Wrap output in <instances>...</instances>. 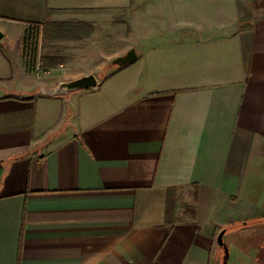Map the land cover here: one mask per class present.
I'll use <instances>...</instances> for the list:
<instances>
[{
	"label": "crops",
	"instance_id": "1",
	"mask_svg": "<svg viewBox=\"0 0 264 264\" xmlns=\"http://www.w3.org/2000/svg\"><path fill=\"white\" fill-rule=\"evenodd\" d=\"M70 18L137 59L47 96L21 40ZM0 30V264H262L264 0H0Z\"/></svg>",
	"mask_w": 264,
	"mask_h": 264
},
{
	"label": "rangeland",
	"instance_id": "2",
	"mask_svg": "<svg viewBox=\"0 0 264 264\" xmlns=\"http://www.w3.org/2000/svg\"><path fill=\"white\" fill-rule=\"evenodd\" d=\"M93 29V26L90 28L86 23L71 18L64 22L46 24L39 32V41L36 45L33 43L31 45L27 41L32 35V29L27 30L20 45L28 54L22 58V67L36 79L52 78L66 81L89 73L95 74L100 80L109 77L123 66L112 63L115 56L87 54L94 51L88 48L90 43H93V40L88 39ZM18 45L15 46L17 49ZM34 51L35 56H32L31 53ZM90 69L96 71H89ZM263 229L264 226L259 231L262 239ZM259 260L264 264V256H260Z\"/></svg>",
	"mask_w": 264,
	"mask_h": 264
},
{
	"label": "water",
	"instance_id": "3",
	"mask_svg": "<svg viewBox=\"0 0 264 264\" xmlns=\"http://www.w3.org/2000/svg\"><path fill=\"white\" fill-rule=\"evenodd\" d=\"M4 37V33L0 30V40ZM135 50L131 49L126 54L122 56H118L113 59L112 63L117 66H123L128 63H131L137 59V55L135 54ZM99 78L93 73L85 74L70 80L61 81L57 83L56 86L50 88H42V92L47 96H67L71 94V92L84 90V89H91L98 85ZM226 229L219 231L217 237L218 245L223 246L224 243L223 235Z\"/></svg>",
	"mask_w": 264,
	"mask_h": 264
},
{
	"label": "trees",
	"instance_id": "4",
	"mask_svg": "<svg viewBox=\"0 0 264 264\" xmlns=\"http://www.w3.org/2000/svg\"><path fill=\"white\" fill-rule=\"evenodd\" d=\"M40 26H34V27H32V35H30L28 38H27V41H29V43H31V45H32V43H33V45H36L37 43H38V41H39V32H40ZM30 45V48H32V46ZM34 48V47H33ZM34 50H35V48H34ZM31 51V50H30ZM35 51L33 52V53H31V55L32 56H35ZM26 54V56L28 55L27 53H25ZM34 58V57H33Z\"/></svg>",
	"mask_w": 264,
	"mask_h": 264
}]
</instances>
